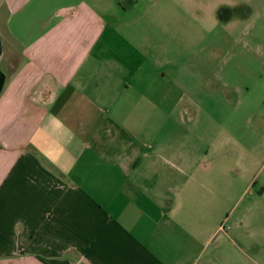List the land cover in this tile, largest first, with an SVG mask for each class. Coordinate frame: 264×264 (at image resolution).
Instances as JSON below:
<instances>
[{"label": "crops", "instance_id": "1", "mask_svg": "<svg viewBox=\"0 0 264 264\" xmlns=\"http://www.w3.org/2000/svg\"><path fill=\"white\" fill-rule=\"evenodd\" d=\"M139 4L0 0V264H217L224 253L208 252L220 227L193 212L209 157L185 149L193 137L167 114V88L151 95L169 61L165 44L136 41L148 29Z\"/></svg>", "mask_w": 264, "mask_h": 264}, {"label": "rangeland", "instance_id": "2", "mask_svg": "<svg viewBox=\"0 0 264 264\" xmlns=\"http://www.w3.org/2000/svg\"><path fill=\"white\" fill-rule=\"evenodd\" d=\"M141 15L148 29L136 41L165 44L169 61L151 95L167 88V114L193 137L185 149L213 169L193 203L209 227L225 226L208 252L224 248L217 264H264V0H140Z\"/></svg>", "mask_w": 264, "mask_h": 264}, {"label": "built area", "instance_id": "3", "mask_svg": "<svg viewBox=\"0 0 264 264\" xmlns=\"http://www.w3.org/2000/svg\"><path fill=\"white\" fill-rule=\"evenodd\" d=\"M220 229H221V230L225 229V226L222 225V226L220 227Z\"/></svg>", "mask_w": 264, "mask_h": 264}]
</instances>
